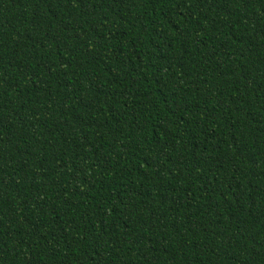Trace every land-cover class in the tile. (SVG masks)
<instances>
[{
  "label": "trees",
  "instance_id": "16d2710c",
  "mask_svg": "<svg viewBox=\"0 0 264 264\" xmlns=\"http://www.w3.org/2000/svg\"><path fill=\"white\" fill-rule=\"evenodd\" d=\"M0 264H264V0H0Z\"/></svg>",
  "mask_w": 264,
  "mask_h": 264
}]
</instances>
